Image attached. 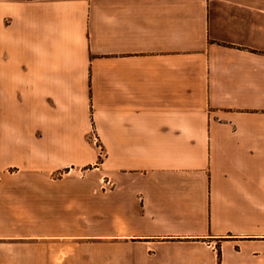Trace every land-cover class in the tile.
<instances>
[{
	"label": "crops",
	"instance_id": "1",
	"mask_svg": "<svg viewBox=\"0 0 264 264\" xmlns=\"http://www.w3.org/2000/svg\"><path fill=\"white\" fill-rule=\"evenodd\" d=\"M0 176V264H264V0H0Z\"/></svg>",
	"mask_w": 264,
	"mask_h": 264
},
{
	"label": "rangeland",
	"instance_id": "2",
	"mask_svg": "<svg viewBox=\"0 0 264 264\" xmlns=\"http://www.w3.org/2000/svg\"><path fill=\"white\" fill-rule=\"evenodd\" d=\"M92 168L94 167L87 166V171L84 175H86L87 173H91L90 169ZM65 175L66 177H71L74 175V173ZM8 176L11 177V179H17V175L14 173H8ZM54 177L59 178L62 177V175L55 174ZM2 181L3 178L0 176V184L2 183ZM27 196V194H24L21 191L10 192L6 190L1 191L0 189V249L6 247V244H4V242L14 240V238L9 237L10 235L28 234L36 232L39 228L37 225H33L30 223V217L38 211L36 212L25 207V204L28 205L29 203L28 198H25ZM101 239V237H92L79 240L98 241Z\"/></svg>",
	"mask_w": 264,
	"mask_h": 264
}]
</instances>
